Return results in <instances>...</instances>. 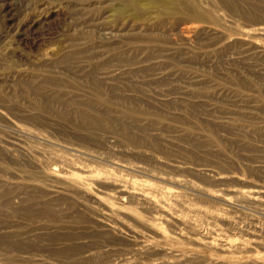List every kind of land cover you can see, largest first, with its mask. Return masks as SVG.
<instances>
[{
  "label": "rangeland",
  "instance_id": "1",
  "mask_svg": "<svg viewBox=\"0 0 264 264\" xmlns=\"http://www.w3.org/2000/svg\"><path fill=\"white\" fill-rule=\"evenodd\" d=\"M0 264H264V0H0Z\"/></svg>",
  "mask_w": 264,
  "mask_h": 264
},
{
  "label": "bare ground",
  "instance_id": "2",
  "mask_svg": "<svg viewBox=\"0 0 264 264\" xmlns=\"http://www.w3.org/2000/svg\"><path fill=\"white\" fill-rule=\"evenodd\" d=\"M143 171V170H142ZM193 187V186H192ZM255 200V199H254Z\"/></svg>",
  "mask_w": 264,
  "mask_h": 264
}]
</instances>
